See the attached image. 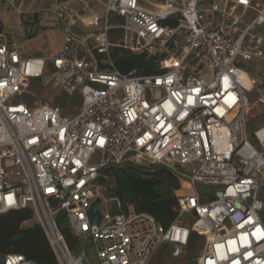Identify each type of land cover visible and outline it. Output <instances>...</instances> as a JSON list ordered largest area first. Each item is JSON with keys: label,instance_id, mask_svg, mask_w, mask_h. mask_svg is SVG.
Here are the masks:
<instances>
[{"label": "built area", "instance_id": "2783aa9c", "mask_svg": "<svg viewBox=\"0 0 264 264\" xmlns=\"http://www.w3.org/2000/svg\"><path fill=\"white\" fill-rule=\"evenodd\" d=\"M92 1L103 6L101 16ZM146 2L150 8L140 0H57L50 12L64 41L53 56L25 57L0 33V214L30 208L55 264H149L164 244L178 256L191 233L205 240L196 264H264V122L248 127L252 105L264 109V88L249 67L264 62V0H232L239 13L214 0ZM249 10L256 15L244 23ZM109 16L120 23L110 24ZM20 20L33 22L25 13ZM77 23L101 29L78 35ZM112 30L121 31L120 42H110ZM113 47L156 57L157 72H121L110 58ZM48 64L54 87L79 97L78 114L18 99ZM141 163L180 182L178 215L166 228L103 196L105 171ZM197 184L218 189L201 192ZM97 198L101 219L93 225L87 212ZM187 214L191 222L182 225ZM87 243L95 263L84 250L72 253ZM0 264L39 263L7 254Z\"/></svg>", "mask_w": 264, "mask_h": 264}, {"label": "trees", "instance_id": "16d2710c", "mask_svg": "<svg viewBox=\"0 0 264 264\" xmlns=\"http://www.w3.org/2000/svg\"><path fill=\"white\" fill-rule=\"evenodd\" d=\"M113 58L116 67L123 73L135 71L140 75H150L157 72L156 57L146 54L134 55L127 51L119 53L118 50H114ZM26 104L29 105V103ZM55 105L61 106L66 112L62 99L56 100ZM119 168L116 174L119 171L123 176L116 179L113 188L106 186L111 197L120 200L123 208L132 205L136 212L148 213L163 227H168L178 215L177 196L173 194V191L180 187L176 178L168 170L158 168L148 174L151 175V181H145L135 173H128L127 169ZM111 171L113 169L105 171V175ZM128 178L138 184L137 191H129ZM144 182L146 184H143ZM33 217L30 208L0 214V257L7 254H20L39 264H55L53 253L40 225L33 223L28 227L23 226ZM61 230L66 241L72 246L75 239L66 227L62 226ZM196 235L190 234L188 240L190 246L193 245Z\"/></svg>", "mask_w": 264, "mask_h": 264}, {"label": "rangeland", "instance_id": "374dc122", "mask_svg": "<svg viewBox=\"0 0 264 264\" xmlns=\"http://www.w3.org/2000/svg\"><path fill=\"white\" fill-rule=\"evenodd\" d=\"M255 15H256L255 11L249 10L246 13V15L243 17V22L244 23L250 22L255 17ZM0 18L1 19L4 18L5 21H7L4 23L3 33L5 35L18 36L19 18L16 15V13L13 11V9H8L7 6H5L4 4H0ZM109 20H110V24L120 23V21L116 19L114 16H109ZM100 29L101 28L90 27L88 32L97 34ZM59 32L62 33L61 31ZM108 38L110 42L118 43L120 42L122 38V33L119 30H112L109 32ZM30 43L31 42L27 41L25 45L27 49V56H37L38 54L36 53V51L30 48V45H31ZM114 50H118L119 53H123V51H126L119 47L111 48L110 58L113 60V62H114V58H113ZM98 57L100 59H106L105 55H99ZM249 64L251 65V67L253 66V62ZM262 75H264V72H262ZM55 76L56 74L51 68V65L48 64L45 68L44 76L41 79H31L28 86H26L23 89L22 96L18 99L23 101L24 103H29V105H32L35 101L56 104V100L62 99L63 107L65 108L66 113H68L67 114L68 116H74L78 114L80 111V107H81V101L79 97L77 95L74 97H68L65 94H63L59 89L54 87ZM208 77H209V72L205 69L203 72V78L208 79ZM263 122H264V109L257 104H253L251 107V111L248 115L249 131H253ZM121 168L125 170L127 169L128 173L131 172V173L137 174L140 177V179H143L145 181H151L150 180L151 175L149 176L148 174L162 167L150 166L147 163H141L139 165L138 164H130V165L125 164ZM119 169L120 168L115 169V170L113 169V171L105 175L108 187L111 186L113 188L116 184V179L118 177L123 176L122 172H119V171L116 174V171ZM178 183L180 185L179 181ZM143 184H146V182H144ZM182 185H183L182 192L188 194L192 190L191 186L189 185L188 180H184V184ZM128 187L130 188L129 191H135V190L137 191L138 184H136L135 181H133V179L128 178ZM197 188L201 192L209 191L210 194H213V192L218 189L217 187H209V186H203L199 184H197ZM106 189H107L106 186L102 185L103 196L109 199L111 195ZM173 194L177 196L179 194V189L174 190ZM258 195L264 204V178L261 181V187L259 189ZM108 207L111 209L110 204H108ZM262 215L264 216V211ZM62 216L63 214H60L59 218L57 219L61 226H63L64 224L61 219ZM180 221L182 225H188L191 222V215L189 214L183 215V217L180 218ZM33 223H37L35 217H33V219L30 222L24 223L23 226L28 227L32 225ZM204 242H205L204 238L197 234L194 237L193 245L190 246L189 243H187L186 246L182 248L181 253L176 257L171 255L172 246L169 244H164L159 248V250L154 255V257L152 258L149 264H196V260L203 250ZM82 250H84V252L86 253L88 261H90L91 263L96 262L95 251H94L93 246L90 243H87L84 246L77 245L73 249L72 253L74 255H78L82 252Z\"/></svg>", "mask_w": 264, "mask_h": 264}, {"label": "crops", "instance_id": "0c3cea01", "mask_svg": "<svg viewBox=\"0 0 264 264\" xmlns=\"http://www.w3.org/2000/svg\"><path fill=\"white\" fill-rule=\"evenodd\" d=\"M220 5H227L235 13L240 12V8L236 7L232 0H214ZM57 2V0H13L10 4L7 0H0V4H4L8 9L13 11L18 16V36L5 35L3 33L4 23L7 22L5 19L0 18V33L4 36V41H13L17 46L19 53L25 57H48L55 55L64 41V28L61 24L56 23L51 15V8ZM141 5L150 8L146 0H140ZM93 10L100 16L103 14V6L95 1L90 3ZM81 15H87L88 12L82 10L77 4L74 6ZM25 13L32 18L33 22L21 23V14ZM115 24V23H114ZM90 27H85L81 23H77L73 29L78 35H92L89 33ZM264 31V28L262 29ZM61 31L62 33H60ZM31 42L30 48L35 50L37 56H27V49L25 47L26 42ZM253 66L249 64L251 74L258 80L259 84L264 88V62L253 60ZM251 62V63H252Z\"/></svg>", "mask_w": 264, "mask_h": 264}, {"label": "water", "instance_id": "95a60500", "mask_svg": "<svg viewBox=\"0 0 264 264\" xmlns=\"http://www.w3.org/2000/svg\"><path fill=\"white\" fill-rule=\"evenodd\" d=\"M100 182L104 185L106 182V179L104 177L100 178ZM101 200L100 198H97L89 207V210L87 212L90 223L93 225H97L100 222L101 219V215L100 212L98 210V206L100 204ZM51 204L53 206L56 205V202L54 200H51Z\"/></svg>", "mask_w": 264, "mask_h": 264}]
</instances>
